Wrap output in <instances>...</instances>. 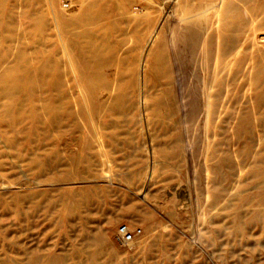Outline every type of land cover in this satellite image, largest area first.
<instances>
[{"label":"rangeland","instance_id":"374dc122","mask_svg":"<svg viewBox=\"0 0 264 264\" xmlns=\"http://www.w3.org/2000/svg\"><path fill=\"white\" fill-rule=\"evenodd\" d=\"M0 264H264V0H0Z\"/></svg>","mask_w":264,"mask_h":264},{"label":"built area","instance_id":"2783aa9c","mask_svg":"<svg viewBox=\"0 0 264 264\" xmlns=\"http://www.w3.org/2000/svg\"><path fill=\"white\" fill-rule=\"evenodd\" d=\"M119 234L121 235L122 240L124 241H131L132 239H134V236L131 233H129V231L125 227H122L120 229Z\"/></svg>","mask_w":264,"mask_h":264},{"label":"bare ground","instance_id":"6f19581e","mask_svg":"<svg viewBox=\"0 0 264 264\" xmlns=\"http://www.w3.org/2000/svg\"><path fill=\"white\" fill-rule=\"evenodd\" d=\"M120 236H121V235H120ZM133 240H134V239H132L131 241H124V240H123V241L128 243V242H132Z\"/></svg>","mask_w":264,"mask_h":264}]
</instances>
